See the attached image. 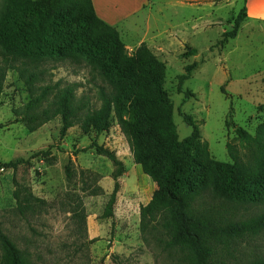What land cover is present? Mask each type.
<instances>
[{
  "label": "rangeland",
  "instance_id": "obj_1",
  "mask_svg": "<svg viewBox=\"0 0 264 264\" xmlns=\"http://www.w3.org/2000/svg\"><path fill=\"white\" fill-rule=\"evenodd\" d=\"M233 1L219 8L223 2L217 0L218 4L206 9L201 20L187 22V18L177 15L171 17V25L152 23L158 33L176 35L171 36L170 45L151 49L142 44L165 65L163 88L173 105L179 140L191 133L183 114L201 122L198 168L190 183L197 204L227 223L264 213V195L249 200L226 199L215 190L220 184L216 164L232 163L227 145L243 157L236 130L255 136L264 120V0ZM243 8L250 17L244 20L235 39L219 46L221 35L231 29L233 19ZM6 10L16 12L10 0H0V11ZM210 10L214 19L206 18ZM111 28L118 33L127 56H133L142 46L128 48L120 32ZM141 34L143 31L131 36V45ZM112 36L111 31L89 18L85 0H77L61 16L44 23L41 44L36 49H28L22 42L18 50L40 60L44 84H75L77 96L89 99L94 108L100 106L98 87L109 91L119 88L125 110L121 116L140 123L142 115L132 105L134 78L117 75L108 68L116 50ZM56 47L61 48V55L53 51ZM140 62L142 67L149 66L145 57ZM192 64L197 67L179 92L178 77ZM30 101L25 79L18 71L10 70L0 55V164L28 160L16 171L0 169V229L17 248L23 264H187L180 250L167 246L166 235L157 230L155 223L141 230L140 207L148 204L156 184L134 164L130 142L117 114L113 113L110 128L98 136L85 118L63 121L56 117L34 127L26 120L38 115L41 108L28 110ZM63 126L67 130L61 138ZM92 142L114 152L125 169L117 179L119 190L108 217L106 205L113 190L115 168L93 149L79 152ZM145 145L152 151L148 143ZM203 145L207 146L206 152ZM67 165L71 178L65 173ZM164 170L162 165L159 175ZM17 186L43 202L35 214L18 211L14 199ZM3 256L0 248V264H4ZM258 260L264 261V230L240 239L222 262L251 264Z\"/></svg>",
  "mask_w": 264,
  "mask_h": 264
},
{
  "label": "trees",
  "instance_id": "obj_2",
  "mask_svg": "<svg viewBox=\"0 0 264 264\" xmlns=\"http://www.w3.org/2000/svg\"><path fill=\"white\" fill-rule=\"evenodd\" d=\"M10 1L16 12L0 11V55L6 64L9 63L10 70L18 71L25 79L31 95L27 109L34 111L41 108L38 115H32L26 120V124L37 127L56 117L63 121L85 118L89 128L98 136L110 128L112 115L117 114L122 131L130 142L134 164L140 166L142 173L156 184V190L148 204L140 207L143 232L155 223L157 230L166 235L167 246L180 250L187 264H224L222 259L230 255L240 239L264 230V213L245 221L227 223L197 204L190 179L198 168L201 122L183 114V122L191 129V133L184 140H179L173 122V105L163 88L165 65L144 45L133 56H127L119 42L118 33L100 21L94 13L91 0H85L89 18L99 27L113 33L116 50L110 58L108 68L117 75L134 78L132 105L142 115L140 124L136 119H123L121 116L120 112L125 110L120 102L119 88L109 91L98 87L96 96L100 106L94 108L89 99L77 96L78 86L75 84H63L62 81L44 84L40 60L30 53L18 50V45L22 42L26 44V48L36 49L41 44L44 23L61 16L66 7L77 0ZM246 18V9L243 8L233 19L231 29L221 35L219 46L236 38ZM47 49L52 48L48 46ZM53 51L58 55L62 53L60 47ZM190 51L195 53V50ZM142 57L147 59L148 67L141 66ZM17 62L21 63L16 65ZM196 67V64L185 67L184 74L178 77L179 92H182L183 84L190 79ZM40 83L43 84L38 85ZM185 95L188 96L187 93ZM66 130V126L61 128V138ZM236 134L244 151L243 157L237 155L233 146L227 145L232 163L216 164L220 184L215 186V190L220 197L226 199H255L264 195V120L256 128L255 136L242 129H237ZM145 143L150 145L152 151ZM206 148L203 145L205 152ZM90 149L105 157L115 168L112 175L113 190L106 205L108 217L111 216L119 190L117 179L125 172L124 165L114 152L95 142L79 152L85 153ZM46 153L48 152L39 154ZM27 163L28 160L20 159L0 164V169L11 168L16 171L18 166ZM162 165H165V170L159 175ZM65 173L67 178H71L70 165L66 166ZM14 199L21 214H35L43 204L28 190L18 186ZM0 248L4 254V264H23L17 248L1 229ZM251 264H264V261L258 260Z\"/></svg>",
  "mask_w": 264,
  "mask_h": 264
},
{
  "label": "crops",
  "instance_id": "obj_3",
  "mask_svg": "<svg viewBox=\"0 0 264 264\" xmlns=\"http://www.w3.org/2000/svg\"><path fill=\"white\" fill-rule=\"evenodd\" d=\"M217 0H91L96 17L109 27L116 28L121 35L123 43L130 49L145 44L152 48L162 47L165 43L170 45L171 36L176 33L167 31L158 33L152 23H165L171 25V17L177 15L188 19L201 20L205 10L216 6ZM227 1V2H226ZM235 1V0H234ZM233 1V2H234ZM223 5H229L228 0H222ZM190 11V12H189ZM207 13L206 18L214 19L213 10ZM247 18L250 12L246 10ZM210 16V17H209ZM143 18V21L141 19ZM246 18V19H247ZM186 19V20H187ZM185 22V23H187ZM143 31L135 44L131 45V36ZM127 42V43H126Z\"/></svg>",
  "mask_w": 264,
  "mask_h": 264
}]
</instances>
